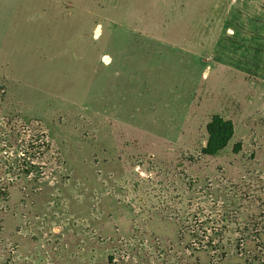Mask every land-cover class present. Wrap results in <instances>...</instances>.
I'll use <instances>...</instances> for the list:
<instances>
[{
    "label": "rangeland",
    "instance_id": "obj_1",
    "mask_svg": "<svg viewBox=\"0 0 264 264\" xmlns=\"http://www.w3.org/2000/svg\"><path fill=\"white\" fill-rule=\"evenodd\" d=\"M0 191V264H264V0H0Z\"/></svg>",
    "mask_w": 264,
    "mask_h": 264
},
{
    "label": "trees",
    "instance_id": "obj_2",
    "mask_svg": "<svg viewBox=\"0 0 264 264\" xmlns=\"http://www.w3.org/2000/svg\"><path fill=\"white\" fill-rule=\"evenodd\" d=\"M205 128L207 137L204 145L201 148V151L206 156H214L218 154L227 146V143L234 134V124L232 121L222 117L219 114H213L210 120L207 122ZM11 153L15 155L16 151L12 150ZM29 172L30 171L28 169H25L23 171V176H28ZM5 195V191H0V197L3 198ZM210 246L211 244L205 245L206 250H208Z\"/></svg>",
    "mask_w": 264,
    "mask_h": 264
}]
</instances>
